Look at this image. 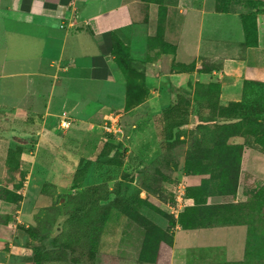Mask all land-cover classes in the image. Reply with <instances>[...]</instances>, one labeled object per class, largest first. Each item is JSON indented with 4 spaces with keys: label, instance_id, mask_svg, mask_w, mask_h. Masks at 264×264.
I'll return each mask as SVG.
<instances>
[{
    "label": "crops",
    "instance_id": "0c3cea01",
    "mask_svg": "<svg viewBox=\"0 0 264 264\" xmlns=\"http://www.w3.org/2000/svg\"><path fill=\"white\" fill-rule=\"evenodd\" d=\"M257 1L260 3L248 10L239 1L231 5L230 11L222 12L218 0H0V127L8 130V136L0 135V139H8L12 149L23 148L22 156L49 154L53 148L60 150L61 139L56 135L61 136L59 123L63 118L70 119L72 130L90 123L95 126V118L109 119L110 126L114 125L122 117L115 116L116 110L124 111L125 117L135 122L140 114L155 117L178 104L182 94L194 99L199 85L212 83L219 85L222 106L242 102L246 82H264V0ZM252 14L256 17V36L247 38L243 17ZM145 26L149 28L146 37ZM117 40L128 49L132 69L142 75L147 92L144 100L128 111V77L116 61ZM131 80L136 82V77ZM158 106L165 107L158 112ZM190 119L182 130H191L194 120L200 123L198 117L192 115ZM2 124L12 127L4 128ZM20 132L23 136L16 134ZM146 132L155 135V126L150 124ZM73 136L70 132L67 141ZM237 138L241 140L240 136L231 140ZM244 142L243 138L240 143ZM243 149L236 193L210 196L206 206L240 205L247 198L248 177L264 181V153L254 145ZM185 163L186 158L176 174L167 179V200L163 202L145 189L137 196L160 204L169 217L165 219L167 228H171L169 219L174 220L167 208L174 183L188 178L190 209L196 207L188 195L190 188L209 179V175H187ZM117 197L110 195V202ZM213 199L224 202L212 204ZM49 200L42 194L30 202L22 197L16 207L0 201V213L12 215L15 207L18 221L29 222L39 208L48 206ZM141 213L166 229L161 223L163 215L150 209ZM110 218L93 264H101L103 257L111 258L114 264H144L140 255L145 236L139 244L137 228L129 222L139 224L119 209H113ZM241 219L240 223L212 222L194 229H184L180 224L176 230L175 225L170 264H192L198 261V252L208 257V253L219 249L238 251L244 261L249 249L262 248L264 231L260 222ZM1 233L0 264H30L33 246L30 249L24 241L16 242V228L13 237ZM198 242L207 245L191 249L187 256L188 243Z\"/></svg>",
    "mask_w": 264,
    "mask_h": 264
},
{
    "label": "rangeland",
    "instance_id": "374dc122",
    "mask_svg": "<svg viewBox=\"0 0 264 264\" xmlns=\"http://www.w3.org/2000/svg\"><path fill=\"white\" fill-rule=\"evenodd\" d=\"M240 2L243 3L246 9L252 6L256 7L260 3L257 0H240ZM148 33L149 28L145 26L144 37L148 36ZM142 82H140L141 85L138 87L139 94L137 96H132L130 92L129 101L127 100L130 105H137L134 103H140V100L142 99L143 101L147 96ZM252 89L251 98L255 99L259 93L257 88L253 87ZM208 90L209 87L207 88ZM202 93L203 90L201 95ZM192 100L195 101V98L193 99L183 94L180 99L182 113L187 114L189 120H192L190 119L192 115L194 118L198 117L199 120L211 118V115H207L200 119L198 114H196L198 111L197 106H194L193 103L191 104ZM208 102H218L217 96H210ZM164 107L158 106L156 110L158 112L162 111ZM130 109L126 108V111ZM119 114L122 117L117 122V126L121 128V133L117 135L106 131V128L110 127L111 124L108 123L109 119L100 120L95 118V126H91V123L85 124L86 126H79L73 130L71 127L69 131L61 132V136L57 134L56 137L61 139L60 150L53 148L51 149L52 153L49 154L42 152L30 155L26 153L21 158H18L17 162H21L20 165L18 164L19 166H12L1 172L3 175L0 178V184L2 185L0 187V200H3L8 193L9 197L13 199L18 196L23 197L24 202H30L31 199L40 194L46 195L51 200H49L48 206L45 205L39 208L34 214L32 221L29 222L18 221L16 218V205L13 214L10 215V219L5 214L0 213V231H3L0 233L7 236L11 234L13 237L16 228L19 238L16 242L24 241L25 246L30 249L33 246L34 256L30 259V264H93L94 253L92 246L90 242H84L81 234L88 232L92 234L93 242H97L99 235L102 234L99 225V228H93L94 219L103 221L106 218L107 220V214H110L111 217L112 213L103 210V208L101 209L102 205L91 206L92 200L89 202V197L83 195L86 189L102 185V192L98 196L106 193L114 194L118 198L123 199L125 204L137 197L142 189H145L151 196L164 202L167 200V193L165 192L168 191L167 186L169 185L167 179H171L176 174L182 161L186 158L188 149L192 146L200 145L201 148H211L219 140L222 148L226 149L228 146L236 147L237 155L231 154L229 158L234 156V161L239 159L241 161L242 153L244 152L243 147L245 146L240 142H242L244 135L247 134L253 137L252 145H254V148L264 153V150L258 147L259 142H263L259 144L264 146V125H261V123L247 121L245 123L234 122L213 126V124L203 125L201 121L197 124L194 120L192 121L194 127L187 131V135L164 151L160 149L161 144L157 135L150 136L146 132L150 124L155 126L156 116L150 117L148 113L140 114V118L135 117L136 120L134 122L132 121L133 118L125 117L124 111L118 112L116 110L115 116ZM2 126L4 128L12 127L5 124H2ZM220 126L223 128L219 129ZM259 128H262L263 133L256 136L260 131ZM4 131H7V133H4ZM70 132H73L76 136L67 141ZM16 134L23 136V132ZM228 134H231V138L228 137L226 141ZM0 135L8 136V130H2V127H0ZM239 136L241 140L239 138L231 140L232 137ZM1 139L8 141V139ZM69 144L70 147L67 148ZM107 145L121 148L118 151L119 155L114 157L115 159L112 156L109 158L105 157L104 151ZM145 147H147V151ZM238 148H241V150ZM112 158L114 161H110ZM33 162H36L35 166H33ZM37 162L44 165L47 170L39 168ZM81 162L83 165L89 166L86 174L80 167ZM101 162L108 165L110 163L113 164L109 165L110 170L106 172L100 170ZM82 178L84 180H80ZM79 183L81 185L77 187ZM251 199V197L247 196L245 201L243 200L240 205H236L240 207V219L260 222L264 231V190L257 198V203L256 201L251 203ZM223 202L219 199L211 200L212 204H222ZM84 204V208L80 211L87 212L91 219L86 223H81L79 219L68 221L70 218L69 214L76 213L75 211L80 208V205ZM160 210L163 211V208H160ZM110 219L107 220L105 227L111 221ZM165 219L167 220L168 218L164 216L161 223L162 226L167 228L168 222ZM27 223L29 227H27ZM129 223L137 228L139 244H141L146 234V228L143 229V226H138L131 221ZM145 226L150 233L156 234L158 232L156 228L158 226L153 223L148 222ZM206 245L204 242L188 243L186 255L188 256L191 249L205 247ZM261 247L260 250L249 249L244 261H241L243 256L238 251L229 253L219 249L208 253V257L206 255L201 258L198 257V261L195 260L192 264H229V262H237L234 264H264V245ZM83 257H85L84 260H78V258ZM101 264H114V262L111 258L105 259L103 257ZM123 264L135 263L124 262Z\"/></svg>",
    "mask_w": 264,
    "mask_h": 264
},
{
    "label": "trees",
    "instance_id": "16d2710c",
    "mask_svg": "<svg viewBox=\"0 0 264 264\" xmlns=\"http://www.w3.org/2000/svg\"><path fill=\"white\" fill-rule=\"evenodd\" d=\"M240 0H218V10L222 12L230 11V7L232 4L239 3ZM222 3V4H221ZM244 28L246 31L247 38L254 34L256 36V17L255 15H246L243 17ZM155 41V39H154ZM114 53L116 55V61L119 64L120 68L128 77V101L130 92L132 96H137L139 94V86L141 85L140 82L138 83L137 80H142L141 75L134 73L132 67V60L129 56V51L126 46L119 40L115 42L114 45ZM136 77V82L134 79ZM143 81V80H142ZM209 90L207 91V88ZM257 88L259 95L253 99L252 96V88ZM219 85L217 83H212L208 85L206 88L202 85H199L196 89V97L195 103L197 106V113L200 119L202 117L211 115V118H205L200 120L201 123L204 124H213L215 125H222V124H230L234 123L232 119H237L241 123L253 121L256 123H261L264 125V82H246L244 86V96L243 101L237 104H231L229 106H221L219 102ZM206 89V91H205ZM203 93L201 95V91ZM146 91V89H145ZM250 91V93H248ZM217 96L216 103L208 102L210 100V96ZM142 99L140 100L141 103ZM134 103V104H140ZM132 105L127 102V108L129 109ZM182 104L181 101H178V104L170 106L166 110H164L161 114H158L155 119V129L157 138L160 142V147L162 149L167 150L170 145L182 140L184 136L187 135V131L182 130V128L189 124V116L187 114L182 113ZM230 119V120H228ZM207 127V126H206ZM217 128V127H215ZM223 127L220 126L219 129ZM226 128V127H225ZM207 129V128H206ZM260 131L256 135H260L263 133L262 128H259ZM226 137V141L231 134ZM231 138V137H230ZM252 136L245 134L244 135V146H252ZM257 143V142H256ZM260 144L263 142H259ZM258 143V147L264 150V146ZM219 144V145H218ZM119 147V146H118ZM114 145H107L104 151V155L106 158L109 157H116L119 155L118 151L121 148H118ZM243 147V146H242ZM241 150V148H238ZM117 150V151H116ZM23 154V148L18 147L17 149H12L9 146L8 141L0 139V178L4 171L7 168H11L12 166H19L21 162H17L18 158H21ZM237 155V148L230 147L222 148L220 146V142H215L214 146L211 148H201L200 145L192 146L188 149L186 155V163H185V172L189 176H202V175H209L208 180H203L202 184L197 188H190L189 190V197L193 198L196 202V207L186 209L181 214L180 224L184 229H191V228H199L206 226L208 224L214 223H240V207L236 205H219V206H206L207 199L210 196L214 195H227V194H235L238 181H239V173H240V159L238 161H234V156L230 157V155ZM224 159H223V157ZM110 161H114V159ZM19 164V165H18ZM110 163L109 165H112ZM123 164V163H121ZM100 170L109 171V165L102 163L100 164ZM80 167L83 170L84 174L87 172V168L89 166L83 165L82 162L80 163ZM86 167V168H85ZM119 168V167H118ZM235 173V174H234ZM85 178V177H84ZM84 178L80 180H84ZM245 193L247 196L251 197L252 202L257 203V198L264 190V183L254 181L252 178L248 177V180L245 181ZM79 187V184L77 185ZM102 192V185L92 187L85 190L83 195L85 197H89V202H91V206L94 205L100 206L102 202L106 203L105 206H101L100 208L103 210H107L108 212L112 213L113 209H119L122 213L128 216L130 219L137 222L139 225L146 228L145 240L143 242V249L140 255V262L141 263H148V264H170V255L173 246V237L171 234L172 228L176 225L175 221L170 220L171 228L168 227L165 230L156 227L157 233L153 234L150 233L145 226L148 222H151L148 218H146L142 213L141 210L150 209L156 211L161 215H164L166 218L168 214L164 213L160 210V204L154 201L151 198L147 200H142L140 198H135L131 202L124 203V200L121 198L115 199L113 202H110V193H106L105 195L98 196ZM9 193L4 196L3 200L8 203L19 205V202L22 200L21 196L16 197L13 199L9 197ZM85 206L80 205V208L76 210V213L69 214V220L72 221L74 219H79L81 223H86L90 218L88 213H84V211H80ZM95 206V207H98ZM8 219H10V215H6ZM107 220L110 219V214H107ZM101 218V217H100ZM94 226L93 228H99L102 234V231L105 227L107 222L105 220H96L94 219ZM154 224V223H153ZM99 225V227H98ZM155 225V224H154ZM3 227V226H2ZM11 235V234H9ZM90 237V238H89ZM101 235H99L97 242H93L92 234L88 232H83L81 234V238L84 239V242H90L92 246L93 253L97 254V245L99 243ZM91 251V249H90ZM201 252H198L197 257L201 258L205 255H201ZM247 257V255H246ZM197 258V259H199ZM80 261V259L78 258ZM76 260V262H78ZM234 264V263H229ZM241 264V263H239Z\"/></svg>",
    "mask_w": 264,
    "mask_h": 264
},
{
    "label": "built area",
    "instance_id": "2783aa9c",
    "mask_svg": "<svg viewBox=\"0 0 264 264\" xmlns=\"http://www.w3.org/2000/svg\"><path fill=\"white\" fill-rule=\"evenodd\" d=\"M118 122V121H117ZM117 122L107 128L108 133L117 135L121 133V128L117 126ZM72 126V122L69 118H63L59 123L60 132L68 131ZM189 187V180L187 177L176 181L171 189L172 201L169 202L167 208L169 214L176 221L175 229L180 228L179 219L181 214L190 206H192L191 200L187 196V189Z\"/></svg>",
    "mask_w": 264,
    "mask_h": 264
}]
</instances>
